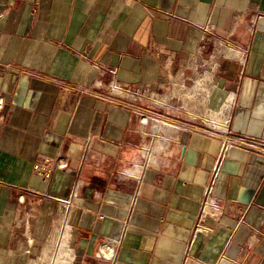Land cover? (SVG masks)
<instances>
[{
  "label": "crops",
  "instance_id": "crops-1",
  "mask_svg": "<svg viewBox=\"0 0 264 264\" xmlns=\"http://www.w3.org/2000/svg\"><path fill=\"white\" fill-rule=\"evenodd\" d=\"M212 45L228 132L143 117ZM0 98V264H264V150L226 139L264 141V0H0ZM61 153L51 178L34 169Z\"/></svg>",
  "mask_w": 264,
  "mask_h": 264
},
{
  "label": "rangeland",
  "instance_id": "rangeland-1",
  "mask_svg": "<svg viewBox=\"0 0 264 264\" xmlns=\"http://www.w3.org/2000/svg\"><path fill=\"white\" fill-rule=\"evenodd\" d=\"M218 45L220 44H217V46ZM217 46L212 45L203 54L195 56L189 60L186 64L185 70L175 74L171 81L167 83L163 89L150 90L149 92H146L148 95L143 98L141 104L146 109L151 110L154 114L151 112L145 113L146 115L143 117L153 115L152 117L164 118L156 115L155 113L166 114L167 112H171V109L173 108L174 111L177 110V112H183L187 116L191 117V121L199 122L198 125L202 126L203 128L210 126L220 128L215 122L217 117L213 116V110H221V112L223 109L225 110L223 103V105H221L219 108H211L208 104L210 96L207 95V91L205 89H202L198 92H193V95L191 98H189V100L185 99L188 89L194 87L197 83V77L200 76L202 78L205 74L207 67H209L210 63L212 62V57L214 55L213 53ZM206 87L209 90L213 89L211 83H207ZM115 91L117 92V90ZM155 94H157V96ZM165 96L170 97L171 103L168 106L161 105L156 102L157 98L161 99V97ZM210 119L213 121H210Z\"/></svg>",
  "mask_w": 264,
  "mask_h": 264
},
{
  "label": "built area",
  "instance_id": "built-area-1",
  "mask_svg": "<svg viewBox=\"0 0 264 264\" xmlns=\"http://www.w3.org/2000/svg\"><path fill=\"white\" fill-rule=\"evenodd\" d=\"M256 21H257V13H254L253 15L250 16L249 23L247 25L250 31H254ZM238 23L239 22H237V24ZM211 27L212 26H209L208 29L211 30L212 29ZM231 47L235 48L234 46H231ZM239 51L241 53V59L244 60L245 59L244 51H241V50ZM109 85H110L111 90H113L114 86L119 87L117 84H113L111 82L109 83ZM2 105H3V99L0 98V107ZM210 130L212 134L219 133L220 130L224 131L225 133L228 132L229 130L228 120L227 122H224L223 128H216L214 126ZM226 139H227V143L250 145L257 149L264 150V141L248 138L245 136H234L232 138L226 137ZM166 145L169 146V144H166ZM142 157L145 160L146 166H148L149 162H156L157 160L154 151L150 147H147L142 151ZM70 160H71L70 156H67L64 153H61L58 156L45 157L42 161L35 162L34 169L41 176L45 178H51L53 171L55 170L56 167H67L69 165ZM101 160H102L101 158H98L97 160H95L96 164H99ZM219 166H220V161L218 160L214 168L213 177L211 179V182L207 186L206 191H205V200L203 202V208L198 214V224H197L196 230H201L203 232L208 231L209 228L206 227L203 223L206 220V218L208 217L218 218L222 213V209L219 205V202L211 196V192H212L214 181H215V176L218 173ZM106 243H109V242L103 240L99 246V250L101 251L102 255L109 256L103 250V248L106 247ZM111 245L113 246V250H114L115 244L111 243Z\"/></svg>",
  "mask_w": 264,
  "mask_h": 264
},
{
  "label": "bare ground",
  "instance_id": "bare-ground-1",
  "mask_svg": "<svg viewBox=\"0 0 264 264\" xmlns=\"http://www.w3.org/2000/svg\"><path fill=\"white\" fill-rule=\"evenodd\" d=\"M220 50V49H219ZM225 54L227 56H234L236 55V52L231 49V48H226L225 50ZM218 59H219V55L218 54H214L212 57V62L210 63L209 67H207L205 74L203 75V77L201 78L200 76L197 77V83L195 84L194 87L188 89V91L186 92L185 95V99H188L192 97L193 92H198L202 89H205L207 91V95L210 96L211 95V91L207 89L206 84L207 83H211V85L214 87L215 82H214V77H215V73H216V69L218 66ZM115 90H117V92H122L119 88H115ZM226 101L224 103V107L225 110L223 109V111L221 112V110H213V116L217 117V120H215V122L217 123V126H219L220 128H223L224 122L226 120H228L227 116H228V110L230 108V100L232 99L231 95L229 94L228 97H226ZM155 99V98H154ZM156 102H158L161 105H165L168 106V104L170 103V97L165 96V97H161V99L157 98ZM224 102V101H223ZM220 119V120H219ZM160 128V125L157 123L155 124V129L158 130ZM109 246V248H108ZM111 244L110 243H106V247L103 248L104 252L106 254L110 253L111 250H113V248L111 249Z\"/></svg>",
  "mask_w": 264,
  "mask_h": 264
}]
</instances>
